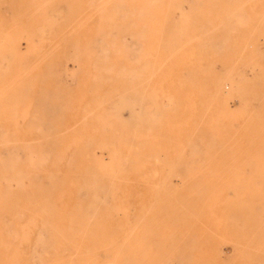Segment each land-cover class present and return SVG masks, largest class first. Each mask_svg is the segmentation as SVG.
Wrapping results in <instances>:
<instances>
[{
    "label": "rangeland",
    "instance_id": "rangeland-1",
    "mask_svg": "<svg viewBox=\"0 0 264 264\" xmlns=\"http://www.w3.org/2000/svg\"><path fill=\"white\" fill-rule=\"evenodd\" d=\"M0 264H264V0H0Z\"/></svg>",
    "mask_w": 264,
    "mask_h": 264
}]
</instances>
